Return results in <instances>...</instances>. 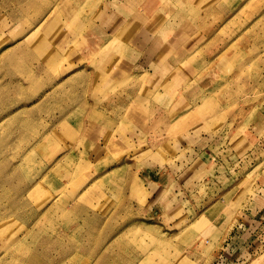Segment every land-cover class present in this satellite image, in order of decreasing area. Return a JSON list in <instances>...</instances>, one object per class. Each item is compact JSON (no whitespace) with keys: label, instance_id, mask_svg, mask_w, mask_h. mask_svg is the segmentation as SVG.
Returning a JSON list of instances; mask_svg holds the SVG:
<instances>
[{"label":"crops","instance_id":"1","mask_svg":"<svg viewBox=\"0 0 264 264\" xmlns=\"http://www.w3.org/2000/svg\"><path fill=\"white\" fill-rule=\"evenodd\" d=\"M87 1H94L92 10L85 8ZM166 1L78 0L81 11L74 19L77 25L74 21L71 25L84 30L71 44L75 34L64 24L65 20L72 21L66 12L70 0H0V103H6L0 106V134L7 129L13 131L15 137L6 145L12 143L16 149V161L1 164L16 166L19 197H51L41 216L56 205L54 201L61 195L59 188L72 183L68 167L74 163L89 166L87 171L92 167L90 178L75 195V202L64 203L67 211L76 204L83 222L90 207L98 204L81 198L89 197L90 188L96 184L102 185V189L93 192V199L115 202L119 196L138 206L143 217L156 215L162 219L165 199H178L182 190L188 191L196 182L193 172L188 176L174 166L168 170L139 167L136 162L130 164L125 156L119 160L107 155L104 149L106 136H111L125 117H141L140 107H146V102H151V117H164V105L149 101L146 88L154 89L163 100L189 103L188 107L194 108L195 95L211 94L221 75L232 65L226 52L229 40L217 42L222 37L221 26L214 28L218 22L223 25L230 20L227 0H198L186 2L184 7L171 0L185 9L183 19L162 14L166 13ZM159 16L162 23L155 31L150 27L151 21L159 20ZM120 41L123 43L118 47ZM101 71H105L103 75ZM108 72L114 73L115 78L108 79ZM86 73L91 76L90 94L84 93L88 83L81 76ZM70 86L77 87L71 89V98ZM70 100L77 103L72 109ZM73 134H79L82 147L78 140L69 147ZM70 149L81 159H72ZM38 164L43 165L38 175L26 167ZM59 167L61 176L56 172ZM108 208L111 221L116 206ZM33 211L35 217L30 219L38 221V210ZM94 211L93 219L103 217V213ZM114 240L109 241L111 245ZM202 242L216 244L213 238L206 237L189 243L187 257L191 261L210 262L220 257L199 251ZM156 255L153 261L137 255H130V260L133 264L156 263L166 256Z\"/></svg>","mask_w":264,"mask_h":264},{"label":"rangeland","instance_id":"2","mask_svg":"<svg viewBox=\"0 0 264 264\" xmlns=\"http://www.w3.org/2000/svg\"><path fill=\"white\" fill-rule=\"evenodd\" d=\"M177 1L184 7L186 2L198 0ZM227 1L230 20L223 25L218 22L214 28L221 26L222 37L217 42L229 40L226 52L232 65L221 75L218 86L209 95L197 93L194 108L188 107L189 103L163 100L154 89L145 87L149 101L164 105V117H151V102H146V107H140L141 117L122 119L104 143L107 155L119 160L125 156L130 164L133 161L149 169L168 170L174 166L188 176L193 172L196 182L188 191L182 190L178 199H165L162 219L156 215L143 217L138 206L119 196L115 202L93 199V192L102 189V185L96 184L90 188L89 197L81 198L98 204L90 207L83 222L80 208L75 204L67 211L64 203L75 202V195L90 178L92 167L87 171L89 166L74 163L68 167L72 183L59 188L61 195L54 201L56 205L41 216L51 197H19L16 166L1 164L16 161L13 144L6 145L15 134L7 129V133L0 134V264H133L130 255L153 261L156 254L162 253L166 254L160 257L163 261L145 264H264V0ZM69 4L66 12L72 21L65 20L64 24L75 34L71 43L74 44L84 28L71 25L81 11L80 3L72 0ZM93 7L94 1L85 3L86 9ZM181 7L167 0L166 13L162 14L183 19L186 11ZM222 8L224 12V5ZM74 23L77 25L76 20ZM159 23L161 16L151 21L150 27L156 31ZM81 77L88 83L84 93L90 94L91 76L86 73ZM106 77L113 79L115 75L108 72ZM72 88L77 87L68 88L70 98ZM76 104L70 100L69 108ZM72 137L69 147L79 141V134ZM78 144L82 147V142ZM70 153L72 159L80 158L75 150L70 149ZM26 167L38 175L43 165ZM60 171L59 167L56 172L61 176ZM102 201L105 204L100 205ZM108 205L116 206L111 221ZM34 208L38 210V221L30 219L35 217ZM95 209L103 217L93 219ZM204 237L213 238L216 244L202 242L199 251L220 257L210 262H193L187 257L189 243ZM112 239L113 245L109 242Z\"/></svg>","mask_w":264,"mask_h":264},{"label":"bare ground","instance_id":"3","mask_svg":"<svg viewBox=\"0 0 264 264\" xmlns=\"http://www.w3.org/2000/svg\"><path fill=\"white\" fill-rule=\"evenodd\" d=\"M68 1H69V0H68ZM70 1L72 2V0H70ZM71 2H70V3H71ZM40 182H41V181H39V183H40ZM40 184H41V183H40ZM37 185H38V184H37ZM31 186H32V185H31ZM31 186H30V187H31ZM30 189H32V188H30ZM28 191H29V190H28ZM37 192H38V191H37ZM72 197H73V196H72ZM185 229H186V228H185ZM185 229H184V230H185ZM18 239H19V238H18ZM2 249H3V248H2ZM7 250H8V249H7ZM7 250H6V251H7ZM2 252H3V251H2ZM4 252H5V250H4ZM9 254H10V253H9ZM3 255H4V254H3ZM138 255H139V254H138ZM132 256H133V255H132ZM137 258H138V257H137ZM134 260H135V259H134ZM128 262H129V261H128ZM130 263H131V262H130Z\"/></svg>","mask_w":264,"mask_h":264}]
</instances>
